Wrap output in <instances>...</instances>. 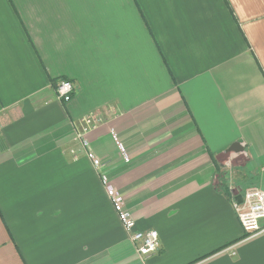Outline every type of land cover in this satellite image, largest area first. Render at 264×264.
<instances>
[{
	"label": "crops",
	"instance_id": "1",
	"mask_svg": "<svg viewBox=\"0 0 264 264\" xmlns=\"http://www.w3.org/2000/svg\"><path fill=\"white\" fill-rule=\"evenodd\" d=\"M90 114L100 172L76 135ZM100 173L157 253L140 258ZM251 188L264 0H0V264H264L234 208Z\"/></svg>",
	"mask_w": 264,
	"mask_h": 264
},
{
	"label": "built area",
	"instance_id": "2",
	"mask_svg": "<svg viewBox=\"0 0 264 264\" xmlns=\"http://www.w3.org/2000/svg\"><path fill=\"white\" fill-rule=\"evenodd\" d=\"M74 91L75 86L69 80L61 81L56 88L58 98L65 103L70 102ZM102 123H104V120L101 116L90 114L83 118V126L81 129L79 131L76 130L77 138L86 150L88 159L92 162L94 168L98 172L101 170V162L91 150L90 142L86 138V134H88L92 128H96ZM112 135L118 145L122 157L126 162H129V153L119 141L117 134L114 131H112ZM100 178L123 228L131 235L133 242L139 243L138 254L140 258L146 259L157 253L160 248L158 232L156 230L137 231L136 221L126 206L125 198L114 187L107 175L100 173ZM234 208L247 238L264 236V189H248L241 202H234Z\"/></svg>",
	"mask_w": 264,
	"mask_h": 264
},
{
	"label": "trees",
	"instance_id": "3",
	"mask_svg": "<svg viewBox=\"0 0 264 264\" xmlns=\"http://www.w3.org/2000/svg\"><path fill=\"white\" fill-rule=\"evenodd\" d=\"M222 185H224V183Z\"/></svg>",
	"mask_w": 264,
	"mask_h": 264
}]
</instances>
